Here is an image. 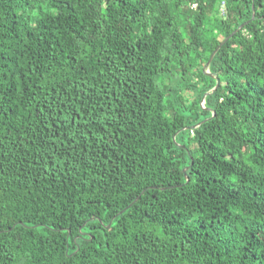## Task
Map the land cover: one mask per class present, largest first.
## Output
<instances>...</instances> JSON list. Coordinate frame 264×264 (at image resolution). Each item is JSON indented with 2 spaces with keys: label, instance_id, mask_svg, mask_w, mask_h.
Listing matches in <instances>:
<instances>
[{
  "label": "trees",
  "instance_id": "1",
  "mask_svg": "<svg viewBox=\"0 0 264 264\" xmlns=\"http://www.w3.org/2000/svg\"><path fill=\"white\" fill-rule=\"evenodd\" d=\"M221 2L0 0V264H264V0Z\"/></svg>",
  "mask_w": 264,
  "mask_h": 264
},
{
  "label": "water",
  "instance_id": "2",
  "mask_svg": "<svg viewBox=\"0 0 264 264\" xmlns=\"http://www.w3.org/2000/svg\"><path fill=\"white\" fill-rule=\"evenodd\" d=\"M243 26H244V24L241 25V26L239 27V29L242 28ZM239 29L235 30L234 33H233L232 35H234ZM232 35H231V36H232ZM231 36L227 37L224 41H222V43H221V44L218 46V48L214 51V53L212 54L211 58L209 59L207 65H206V67H205V70L209 68V66H210V64H211V62H212V59H213V57L215 56V54L218 52V50L223 46V44H224V43H225V42H226ZM207 72H208V71H207ZM219 86H220V80H218V83H217L216 87L214 88V90L217 89ZM207 94H208V93H207ZM207 94L204 96V100H205V97L207 96ZM185 171H186V169H185ZM138 198H139V197H138ZM138 198H137V199H138Z\"/></svg>",
  "mask_w": 264,
  "mask_h": 264
},
{
  "label": "built area",
  "instance_id": "3",
  "mask_svg": "<svg viewBox=\"0 0 264 264\" xmlns=\"http://www.w3.org/2000/svg\"><path fill=\"white\" fill-rule=\"evenodd\" d=\"M220 9H221V13L223 15H226V13H227L226 0H222Z\"/></svg>",
  "mask_w": 264,
  "mask_h": 264
}]
</instances>
